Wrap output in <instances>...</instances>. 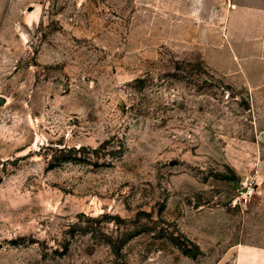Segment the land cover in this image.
<instances>
[{"label": "rangeland", "instance_id": "rangeland-1", "mask_svg": "<svg viewBox=\"0 0 264 264\" xmlns=\"http://www.w3.org/2000/svg\"><path fill=\"white\" fill-rule=\"evenodd\" d=\"M239 1L0 0V264L264 248V99L200 51Z\"/></svg>", "mask_w": 264, "mask_h": 264}, {"label": "crops", "instance_id": "crops-1", "mask_svg": "<svg viewBox=\"0 0 264 264\" xmlns=\"http://www.w3.org/2000/svg\"><path fill=\"white\" fill-rule=\"evenodd\" d=\"M200 51L209 68L231 84L249 88L251 101L264 99V8L250 0L234 3L219 41L203 44ZM240 263L264 264V248L250 245V258Z\"/></svg>", "mask_w": 264, "mask_h": 264}, {"label": "built area", "instance_id": "built-area-1", "mask_svg": "<svg viewBox=\"0 0 264 264\" xmlns=\"http://www.w3.org/2000/svg\"><path fill=\"white\" fill-rule=\"evenodd\" d=\"M245 190L242 192V195L245 197L247 196L248 193H250L253 190V187L250 185H247V183L245 182Z\"/></svg>", "mask_w": 264, "mask_h": 264}]
</instances>
